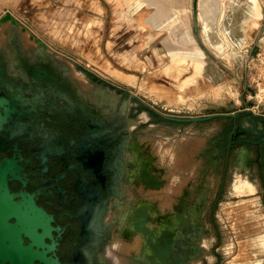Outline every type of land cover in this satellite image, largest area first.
Returning <instances> with one entry per match:
<instances>
[{"label": "rangeland", "instance_id": "1", "mask_svg": "<svg viewBox=\"0 0 264 264\" xmlns=\"http://www.w3.org/2000/svg\"><path fill=\"white\" fill-rule=\"evenodd\" d=\"M254 1L257 23L252 0H0V17L10 13L34 32L83 91L128 105L135 159L143 151L166 179L161 189L131 183L129 194L142 190L163 206L183 195L185 207H201L204 246L191 236V255H201L191 264H264L261 146L228 155L220 138L232 118L172 122L155 111L188 117L250 107L246 115L264 118V0ZM186 31L196 42L184 44ZM246 115L237 122L248 126Z\"/></svg>", "mask_w": 264, "mask_h": 264}, {"label": "flooded vegetation", "instance_id": "2", "mask_svg": "<svg viewBox=\"0 0 264 264\" xmlns=\"http://www.w3.org/2000/svg\"><path fill=\"white\" fill-rule=\"evenodd\" d=\"M6 15L0 17V112L12 118L0 126V163L13 159L16 168L23 170L9 175L4 187L14 201L20 202L22 193L30 197L31 177L24 167L30 169L31 151L45 169L52 166V160L60 163V170L53 173L60 179L62 197H32L51 217L52 237H44L50 247L43 249L48 264H98L115 234L126 243L134 240L131 233L136 225L140 227L138 246L135 254L121 252L125 264H191L199 258L191 255L187 245L194 246L191 236L195 235L203 250L198 204L185 207L183 195L169 205L155 200L152 204L141 195L142 190L138 207L131 204V183L157 188L160 181L150 178L143 151L135 159L136 138L130 133L135 127L128 105L98 90L93 94L83 91L34 32L14 15ZM239 117L232 118L220 138L228 155L237 146H264V141L256 143L264 138V118L254 117L244 126L237 122ZM10 140L14 141L9 144ZM242 154L246 155L244 150ZM79 160L86 161V170L79 167ZM68 170L75 180L67 191L62 178ZM3 193L0 190V210L5 208ZM23 238L25 244L30 243Z\"/></svg>", "mask_w": 264, "mask_h": 264}, {"label": "water", "instance_id": "3", "mask_svg": "<svg viewBox=\"0 0 264 264\" xmlns=\"http://www.w3.org/2000/svg\"><path fill=\"white\" fill-rule=\"evenodd\" d=\"M6 17H11V14L7 13ZM133 96L135 95L133 94ZM155 111L168 120L176 122H199L207 121L218 116L237 118L245 112H250L251 109L250 107H244L243 109L231 112H216L188 117L166 114L158 110ZM11 118L12 116L10 117L0 112V126L3 123H9ZM249 119L251 121L254 120L252 116H249ZM13 141L10 140L8 143L11 144ZM262 141H264V138L256 143ZM27 150L29 152V149ZM29 154V158L32 159V164L29 165L30 169L24 167V171L31 177L30 187L33 192L32 194H28L30 196L29 198L22 193L20 202L13 200V197L8 194V189L4 185H7L9 175L16 176L23 169L16 168V163L13 159H5L3 163H0V190L4 192L1 196L5 204V208L0 210V264H35L36 261L40 264H48V259L43 249L46 246L50 247L44 242V237L46 235L52 237L49 222L51 217L48 216L42 207L37 206L32 197L35 195L46 197L47 194L49 196H55L56 198L62 197L58 192L60 179L55 177V173H53L54 171L60 170V163L57 160H52V166L45 169L39 160L40 157L35 152L31 151ZM23 158V155L20 154L19 159L21 160ZM78 165L82 170L87 169L86 161L84 160H79ZM26 166H28L27 163ZM72 175L73 173L68 170L67 174L62 178L63 185L67 191L69 190L68 188L71 189L73 187L75 179ZM10 218H14L15 223H11ZM134 227V231H139L140 227L138 225ZM23 236L29 239V244L24 243Z\"/></svg>", "mask_w": 264, "mask_h": 264}, {"label": "crops", "instance_id": "4", "mask_svg": "<svg viewBox=\"0 0 264 264\" xmlns=\"http://www.w3.org/2000/svg\"><path fill=\"white\" fill-rule=\"evenodd\" d=\"M260 146H261V150H262L261 152L264 155V146H262V145H260ZM143 158L145 159V162H144L145 169H148L149 174H150V178L151 179L154 178L156 181H160L159 182V185L157 186V188H160V186L162 185L163 182H165L166 179H164V178H162L160 176L155 175L154 174V172H156L155 169L154 168H151V160L149 159L150 163L147 164V159L148 158L146 157V155H143ZM139 167L141 168V165L140 164H137V171H138ZM179 177L180 176H176V180H178ZM252 181H253V179H252ZM253 183H254V181H253ZM152 188H154V186ZM255 188H256V185H255ZM154 189H156V188H154ZM256 190H257V188H256ZM256 190H255L254 193H250V195H255L256 194ZM134 196H135V198H133V195H130L129 198L131 200H134L133 206H135V208H137L138 205L140 204V202H139V195L134 194ZM137 233H138L137 230L136 231H133L131 233V235L134 238L132 236H131V238L134 239V240H130L127 243L122 238L115 237L113 239V241L107 246L104 254H101L100 255V258L98 259L99 260L98 264H125L127 260L124 257L121 256V252L122 253H126L127 252L130 255L131 254H135V251H133V250H134V247H137L138 246V240L137 239H138L139 235Z\"/></svg>", "mask_w": 264, "mask_h": 264}, {"label": "bare ground", "instance_id": "5", "mask_svg": "<svg viewBox=\"0 0 264 264\" xmlns=\"http://www.w3.org/2000/svg\"><path fill=\"white\" fill-rule=\"evenodd\" d=\"M170 1H172V2H174V3H177L178 2V0H170ZM253 1V3H254V5L252 6V13H251V16L254 18V21H255V23H257V20L258 19H260V16H261V10H260V8H259V6L257 5V3L254 1V0H252ZM212 8V7H211ZM244 9H246V8H244ZM173 11H174V9H172ZM236 11V10H235ZM247 11V10H246ZM175 13V12H174ZM250 14V13H249ZM163 14L162 13H160L158 16H162ZM173 16V15H172ZM250 16V15H249ZM233 19H235V17L233 18ZM159 20V19H158ZM232 21H234V20H232ZM159 22V21H158ZM227 26V25H226ZM259 26V25H258ZM204 27H205V30H208V29H210V26H209V24L205 21L204 22ZM213 27V26H212ZM212 30V29H211ZM214 31V30H213ZM238 31V30H237ZM207 32V31H206ZM212 33V32H211ZM219 33V32H218ZM227 34H229L230 33V31L228 30L227 32H226ZM208 34V33H207ZM238 34V33H237ZM246 35V34H245ZM184 40H185V43L184 44H186L187 42H189V41H194V42H196L195 41V39L189 34V32L188 31H186V32H184ZM233 36H235V35H233ZM221 37V36H220ZM211 38V37H210ZM216 38H218V37H216ZM234 38V37H233ZM221 41V40H220ZM247 41V40H246ZM222 42V41H221ZM215 43H217L218 44V42L216 41ZM246 43V42H245ZM218 45H220V44H218ZM217 45V47L219 48L220 46H218ZM196 48V47H195ZM168 51H169V49H168Z\"/></svg>", "mask_w": 264, "mask_h": 264}]
</instances>
